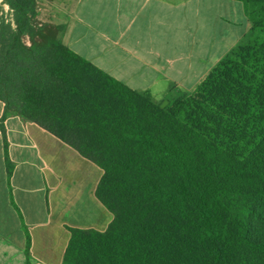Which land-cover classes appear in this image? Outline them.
I'll return each mask as SVG.
<instances>
[{
	"label": "trees",
	"instance_id": "1",
	"mask_svg": "<svg viewBox=\"0 0 264 264\" xmlns=\"http://www.w3.org/2000/svg\"><path fill=\"white\" fill-rule=\"evenodd\" d=\"M238 1L250 42L166 108L70 49L38 0H5L11 17L0 6L9 182L11 116L103 171L96 197L113 220L72 229L63 264H264V0Z\"/></svg>",
	"mask_w": 264,
	"mask_h": 264
},
{
	"label": "crops",
	"instance_id": "2",
	"mask_svg": "<svg viewBox=\"0 0 264 264\" xmlns=\"http://www.w3.org/2000/svg\"><path fill=\"white\" fill-rule=\"evenodd\" d=\"M45 6L44 21L64 26L70 49L160 105L196 94L231 51L251 40L238 0ZM4 112L0 101V121ZM5 127L15 170L9 182L0 128V264H63L72 229L105 231L113 220L96 197L103 171L35 123L11 116Z\"/></svg>",
	"mask_w": 264,
	"mask_h": 264
},
{
	"label": "rangeland",
	"instance_id": "3",
	"mask_svg": "<svg viewBox=\"0 0 264 264\" xmlns=\"http://www.w3.org/2000/svg\"><path fill=\"white\" fill-rule=\"evenodd\" d=\"M49 0H38V5H39V9H43L44 8V11H43V15H39L38 16V19L41 21V22H45L44 20L46 19L45 18V13H47V10H49V6H45V4H48ZM9 17H11V12L8 11V14H7ZM49 23V22H48ZM167 101V100H165ZM168 106V105H167Z\"/></svg>",
	"mask_w": 264,
	"mask_h": 264
},
{
	"label": "built area",
	"instance_id": "4",
	"mask_svg": "<svg viewBox=\"0 0 264 264\" xmlns=\"http://www.w3.org/2000/svg\"><path fill=\"white\" fill-rule=\"evenodd\" d=\"M0 6L4 8L7 14H8V11L11 12L9 5L5 2V0H0Z\"/></svg>",
	"mask_w": 264,
	"mask_h": 264
},
{
	"label": "water",
	"instance_id": "5",
	"mask_svg": "<svg viewBox=\"0 0 264 264\" xmlns=\"http://www.w3.org/2000/svg\"><path fill=\"white\" fill-rule=\"evenodd\" d=\"M168 105V102H164L163 104H161V108H166Z\"/></svg>",
	"mask_w": 264,
	"mask_h": 264
}]
</instances>
